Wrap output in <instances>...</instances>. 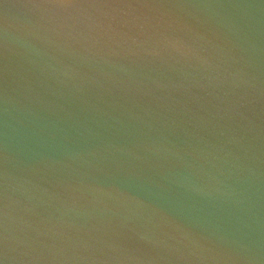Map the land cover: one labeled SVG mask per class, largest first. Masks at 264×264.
I'll use <instances>...</instances> for the list:
<instances>
[{
  "label": "clouds",
  "instance_id": "obj_1",
  "mask_svg": "<svg viewBox=\"0 0 264 264\" xmlns=\"http://www.w3.org/2000/svg\"><path fill=\"white\" fill-rule=\"evenodd\" d=\"M0 264H264V0H0Z\"/></svg>",
  "mask_w": 264,
  "mask_h": 264
}]
</instances>
